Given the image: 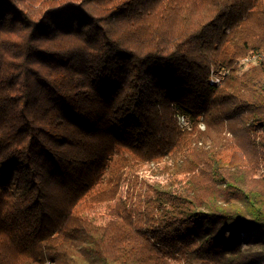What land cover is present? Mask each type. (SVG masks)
<instances>
[{
	"label": "trees",
	"instance_id": "trees-1",
	"mask_svg": "<svg viewBox=\"0 0 264 264\" xmlns=\"http://www.w3.org/2000/svg\"><path fill=\"white\" fill-rule=\"evenodd\" d=\"M256 231L264 0H0V264H259Z\"/></svg>",
	"mask_w": 264,
	"mask_h": 264
},
{
	"label": "rangeland",
	"instance_id": "rangeland-1",
	"mask_svg": "<svg viewBox=\"0 0 264 264\" xmlns=\"http://www.w3.org/2000/svg\"><path fill=\"white\" fill-rule=\"evenodd\" d=\"M256 58H253V60H255ZM241 64L243 65L242 68H241V71H244L245 69L249 68V62L248 61H245V60H242L241 61ZM250 64L251 61H250ZM241 66V65H240ZM224 73V71H222ZM181 123L185 126L186 125V121L184 118H181ZM203 129V127H201ZM156 165H152L151 167H146L143 172H142V175L145 179L149 180V181H152V180H155V179H161L163 178V176H159V175H155L153 173H151L152 171V168H154ZM260 174H261V171H259L258 173L256 172V174L254 175V178L255 180H257L259 177H260ZM248 233H245V236L247 235ZM252 239L253 240H257L258 241V244L254 245V243H250L251 245H253L255 248H259L261 246L264 245V242L262 241L264 239V233H261V232H254L252 234ZM244 242V241H243ZM244 247H247V245L244 244ZM259 264H264V259L262 261L259 262Z\"/></svg>",
	"mask_w": 264,
	"mask_h": 264
},
{
	"label": "built area",
	"instance_id": "built-area-1",
	"mask_svg": "<svg viewBox=\"0 0 264 264\" xmlns=\"http://www.w3.org/2000/svg\"><path fill=\"white\" fill-rule=\"evenodd\" d=\"M245 61H248L250 63V60H252L251 58H246L244 59ZM221 80V77L218 76V75H214L212 76L211 80H210V83L211 84H218Z\"/></svg>",
	"mask_w": 264,
	"mask_h": 264
}]
</instances>
